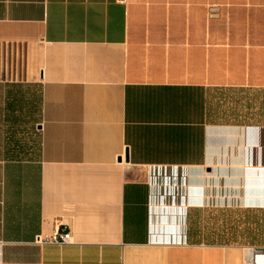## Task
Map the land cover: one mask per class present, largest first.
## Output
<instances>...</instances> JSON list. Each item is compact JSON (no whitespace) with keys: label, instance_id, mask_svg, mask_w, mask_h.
Wrapping results in <instances>:
<instances>
[{"label":"crops","instance_id":"obj_1","mask_svg":"<svg viewBox=\"0 0 264 264\" xmlns=\"http://www.w3.org/2000/svg\"><path fill=\"white\" fill-rule=\"evenodd\" d=\"M58 229L71 242H35ZM250 247L264 0H0V264H244Z\"/></svg>","mask_w":264,"mask_h":264},{"label":"built area","instance_id":"obj_2","mask_svg":"<svg viewBox=\"0 0 264 264\" xmlns=\"http://www.w3.org/2000/svg\"><path fill=\"white\" fill-rule=\"evenodd\" d=\"M71 232L68 230L58 229L49 238L36 239V243L44 244L47 242L65 244L71 242ZM244 264H264V247H250L246 249Z\"/></svg>","mask_w":264,"mask_h":264},{"label":"water","instance_id":"obj_3","mask_svg":"<svg viewBox=\"0 0 264 264\" xmlns=\"http://www.w3.org/2000/svg\"><path fill=\"white\" fill-rule=\"evenodd\" d=\"M126 159H128V156L126 155Z\"/></svg>","mask_w":264,"mask_h":264}]
</instances>
